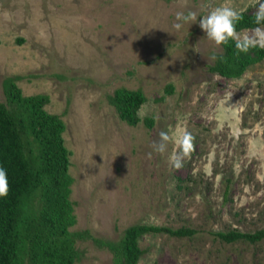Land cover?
<instances>
[{
	"label": "rangeland",
	"instance_id": "rangeland-1",
	"mask_svg": "<svg viewBox=\"0 0 264 264\" xmlns=\"http://www.w3.org/2000/svg\"><path fill=\"white\" fill-rule=\"evenodd\" d=\"M253 2L0 0V102L12 77L22 95L46 94L44 110L63 120L71 230L118 240L131 224L186 226L190 237L141 235L136 264H264V239L213 234L264 226V58L237 78L218 76L207 61L220 48L199 18L172 27L177 12L206 14L205 3L254 12ZM118 87L144 96L135 125L108 102ZM182 129L194 148L175 169L150 145ZM76 247V264H113L90 240Z\"/></svg>",
	"mask_w": 264,
	"mask_h": 264
},
{
	"label": "trees",
	"instance_id": "trees-1",
	"mask_svg": "<svg viewBox=\"0 0 264 264\" xmlns=\"http://www.w3.org/2000/svg\"><path fill=\"white\" fill-rule=\"evenodd\" d=\"M254 12H243L239 31L253 27ZM207 70L225 78L239 77L248 66L264 58V50L238 54L234 42L220 47ZM223 56V61L219 57ZM5 103L0 102V166L8 173L9 192L0 198V264H76V242L90 240L106 248L113 264H136L142 254L138 238L146 233L190 237L195 230L152 224H131L118 240L92 236L88 230H71L75 218L68 199L72 182L67 172L68 151L63 145L65 125L44 110L46 94L22 95L14 78L2 81ZM144 101L139 89L115 88L108 102L118 117L135 125ZM150 122L148 121V124ZM220 240L256 243L264 239V226L253 231H214Z\"/></svg>",
	"mask_w": 264,
	"mask_h": 264
},
{
	"label": "clouds",
	"instance_id": "clouds-1",
	"mask_svg": "<svg viewBox=\"0 0 264 264\" xmlns=\"http://www.w3.org/2000/svg\"><path fill=\"white\" fill-rule=\"evenodd\" d=\"M255 11L253 14V27H245L237 30V25L243 20V12L246 9L238 10L228 3L219 6L202 4L201 9H207L206 14L199 15L198 11H180L175 14V23L172 27L179 31L185 25H192L199 18V28L204 33V38L220 48L227 45L229 41L234 42L238 54H247L253 49L264 50V0H254L251 5ZM217 55L213 53L208 57L207 62H215ZM223 61V56L219 57ZM194 137L186 129L179 133L169 130H161L158 139L153 141L150 147L152 150L166 157L167 163L179 169L183 166V160L188 157L194 148ZM170 145L172 150L169 151ZM152 153H148L150 159ZM9 192V181L7 170L0 166V198L6 197Z\"/></svg>",
	"mask_w": 264,
	"mask_h": 264
}]
</instances>
